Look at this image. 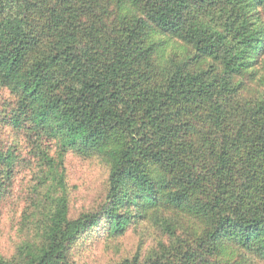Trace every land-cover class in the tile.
I'll return each mask as SVG.
<instances>
[{"label":"trees","instance_id":"1","mask_svg":"<svg viewBox=\"0 0 264 264\" xmlns=\"http://www.w3.org/2000/svg\"><path fill=\"white\" fill-rule=\"evenodd\" d=\"M263 57L264 0H0V90L54 186L0 264H76L151 215L170 244L115 264H264ZM68 153L108 166L99 211L71 216ZM14 165L0 141V209Z\"/></svg>","mask_w":264,"mask_h":264},{"label":"rangeland","instance_id":"2","mask_svg":"<svg viewBox=\"0 0 264 264\" xmlns=\"http://www.w3.org/2000/svg\"><path fill=\"white\" fill-rule=\"evenodd\" d=\"M259 69V77L264 81V57ZM15 101L8 89L0 90V141L3 148L15 156L9 192L0 209V255L4 257H11L24 240L38 238L46 221L44 211L47 208L38 200L54 191L49 166L32 149L34 137L28 131L18 130L10 121ZM42 145L49 146L50 155L56 154V139L47 136ZM66 173L71 189V216L76 218L84 211H99L106 198L108 166L99 160H85L68 153ZM61 193L56 191V195ZM36 206L41 209L36 210ZM162 221V215H151L117 238L107 234L100 236L97 232L83 234L73 249L72 258L76 264H115L135 256L146 259L152 250H159L161 243L170 244ZM105 229L102 226L100 231ZM253 264L262 263L256 261Z\"/></svg>","mask_w":264,"mask_h":264}]
</instances>
